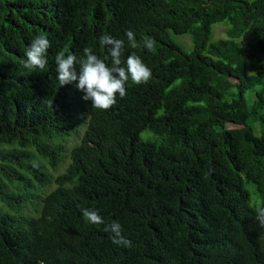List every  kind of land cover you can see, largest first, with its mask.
I'll return each instance as SVG.
<instances>
[{
  "label": "trees",
  "instance_id": "16d2710c",
  "mask_svg": "<svg viewBox=\"0 0 264 264\" xmlns=\"http://www.w3.org/2000/svg\"><path fill=\"white\" fill-rule=\"evenodd\" d=\"M104 35L152 71L108 110L60 86L55 63L90 47L111 66ZM40 36L48 64L25 68ZM0 201V264H264V0H0Z\"/></svg>",
  "mask_w": 264,
  "mask_h": 264
},
{
  "label": "clouds",
  "instance_id": "9594fccd",
  "mask_svg": "<svg viewBox=\"0 0 264 264\" xmlns=\"http://www.w3.org/2000/svg\"><path fill=\"white\" fill-rule=\"evenodd\" d=\"M125 35L133 49L140 45L136 42L135 34L128 30ZM101 46H106L111 58V66L90 47L83 49V56L70 54L65 56L63 52L55 56L57 80L60 86L75 83V87L84 95V101H91L92 107L108 110L117 103V94L120 98L126 96V84L131 78L132 82L140 85L147 83L152 77V71L148 68L140 56L132 52L126 61L122 60L125 53V42L111 35H104L100 39ZM155 41L151 37H145L143 47L152 51ZM51 42L44 36L36 38L26 50L27 59L23 65L28 69L43 71L47 64V50ZM126 65V66H122ZM87 222L94 225H104L103 231L111 234L114 244L131 246V242L123 236L122 225L118 221L105 223L104 218L97 209H81ZM256 220L264 228V206L257 207Z\"/></svg>",
  "mask_w": 264,
  "mask_h": 264
},
{
  "label": "rangeland",
  "instance_id": "374dc122",
  "mask_svg": "<svg viewBox=\"0 0 264 264\" xmlns=\"http://www.w3.org/2000/svg\"><path fill=\"white\" fill-rule=\"evenodd\" d=\"M229 28V24L227 22H220L217 23L213 26L212 29V41H217L219 39L225 38L227 35V29ZM173 39L176 43H178L185 51H191L193 50V41H192V37L188 34L186 35H173ZM250 95V93L246 94V96L248 97ZM143 135H146V133H144ZM81 136L75 138L74 140L71 139V142H69L66 147H65V152H64V160L63 162L60 164V166L56 169H49V173L51 174H55L58 175L62 172L65 171V169L67 168L69 162H70V152L72 150V148L79 142ZM55 187V185L53 183H51L50 187L48 188V190H52ZM9 188H11L10 186H7V191L10 193L11 190H9ZM12 189V188H11ZM38 206V204H36ZM3 204L0 201V210L2 208ZM26 210V207H23V212ZM39 214V213H38ZM37 214V215H38ZM33 215V214H31ZM36 215V216H37ZM35 216V217H36Z\"/></svg>",
  "mask_w": 264,
  "mask_h": 264
}]
</instances>
